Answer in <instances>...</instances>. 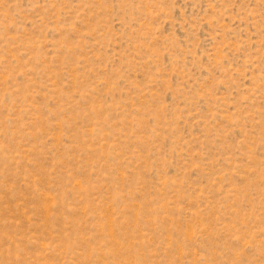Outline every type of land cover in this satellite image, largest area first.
Instances as JSON below:
<instances>
[{
	"label": "rangeland",
	"instance_id": "1",
	"mask_svg": "<svg viewBox=\"0 0 264 264\" xmlns=\"http://www.w3.org/2000/svg\"><path fill=\"white\" fill-rule=\"evenodd\" d=\"M0 264H264V0H0Z\"/></svg>",
	"mask_w": 264,
	"mask_h": 264
}]
</instances>
